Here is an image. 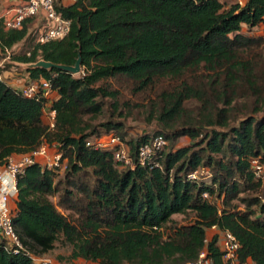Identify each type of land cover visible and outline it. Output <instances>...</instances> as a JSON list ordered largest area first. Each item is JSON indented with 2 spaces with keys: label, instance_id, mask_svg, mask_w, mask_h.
<instances>
[{
  "label": "trees",
  "instance_id": "1",
  "mask_svg": "<svg viewBox=\"0 0 264 264\" xmlns=\"http://www.w3.org/2000/svg\"><path fill=\"white\" fill-rule=\"evenodd\" d=\"M229 1L77 0L56 6L70 30L44 44L34 43L33 19L0 29V56L33 40L6 66L73 65L79 50L82 57L79 76L23 69L26 81H49L56 91L53 128L42 118L43 97L0 79V165L42 143L57 145L66 161L61 172L31 165L18 177L13 221L27 249L15 253L0 241V264H36L30 252L47 254L57 242L70 247L69 262L188 264L206 250L221 264L225 231L237 238L240 261L264 264V177L251 166L264 164V34L241 32L264 24V0ZM107 103L118 116L144 109L156 130L126 138L113 118L95 127L88 118ZM106 133L132 155L157 135L169 143L131 169L86 145ZM181 136L189 142L176 146Z\"/></svg>",
  "mask_w": 264,
  "mask_h": 264
},
{
  "label": "built area",
  "instance_id": "2",
  "mask_svg": "<svg viewBox=\"0 0 264 264\" xmlns=\"http://www.w3.org/2000/svg\"><path fill=\"white\" fill-rule=\"evenodd\" d=\"M77 0H0V29L2 31L21 29L24 22L33 19L37 27L34 43L44 44L52 40L64 38L70 30V20L63 17L57 11V5H68ZM11 48H6L5 54L0 59V79L14 83L26 97L41 96L45 103L42 118L44 123L53 128L55 124V110L51 105L57 93L49 81L30 80L26 81L23 67L20 64L11 63ZM29 55V52H27ZM87 146L97 149L109 150L113 159L122 167L134 169L137 165H145L147 161L157 152L163 150L167 140L163 135H157L143 143L132 155L129 147L122 138L114 133H106L93 136L86 142ZM66 161L62 159V153L57 145L42 143L35 149L21 154H13L5 159L0 165V241L13 252L26 250L20 234L13 221L17 195V180L25 169L31 165H39L42 169L57 170L61 172L65 168ZM255 176L264 177V164L258 159L251 161ZM197 172L191 173L195 177ZM211 229H216L213 226ZM221 264H254L251 259L239 260V242L230 232L225 231L219 237ZM31 253L35 260V255ZM50 262L49 260H47ZM51 263V262H50ZM188 264H214L206 250H202L196 260Z\"/></svg>",
  "mask_w": 264,
  "mask_h": 264
},
{
  "label": "rangeland",
  "instance_id": "3",
  "mask_svg": "<svg viewBox=\"0 0 264 264\" xmlns=\"http://www.w3.org/2000/svg\"><path fill=\"white\" fill-rule=\"evenodd\" d=\"M230 1H238V0H230ZM245 2L246 0H242V4H244ZM241 32L247 35H255V36L263 35L264 34V24H261L253 28H250L246 25H242ZM32 42H33L32 39L27 38L26 40H23L15 44L14 46L11 47V50H10L11 56L13 57L14 55H17V54L22 53L23 51H26L28 46H30ZM4 54L2 53L0 57H3ZM81 74L82 72L74 76H79ZM121 111L123 113V115L121 116H118L116 112L114 115H112V109L109 107V103H107L105 104L104 112L101 115H99L96 118H88V117L87 118L88 120L92 122V124L95 127H98L101 123L107 121L109 118H113L114 120L116 119L117 121L122 122L124 125V130L126 131V138L135 137L137 135L139 136L143 133L152 134L154 130H156L155 123L150 122L148 120L147 112L144 111V109H133L131 112H129L128 110H125L122 108ZM188 142H189L188 137L181 136L176 140L175 143H176V146H184V145H187ZM196 175L201 176V175H205V173L201 174V172H197ZM61 176L62 175L59 174V177ZM53 201L55 202L56 199L53 198ZM240 205L241 204H239V206ZM172 218L180 224H183L189 221L188 217L184 215H180V214H174ZM215 232L216 231H208L207 233L208 238H212ZM69 252H70L69 246H63L62 244L57 242L55 248L47 254L39 255L37 252L34 253L36 257L34 261L36 264L50 263V262H52V264H69L70 262L67 260V256ZM47 260H50V262H48ZM71 263L74 264L72 261ZM76 263L77 264H92L93 262L79 260V262H76Z\"/></svg>",
  "mask_w": 264,
  "mask_h": 264
},
{
  "label": "water",
  "instance_id": "4",
  "mask_svg": "<svg viewBox=\"0 0 264 264\" xmlns=\"http://www.w3.org/2000/svg\"><path fill=\"white\" fill-rule=\"evenodd\" d=\"M20 66L26 70L37 69V68L50 70L55 68L61 71L68 72L72 75H77L82 72V57L79 50L77 59L73 65L59 64V63H54L51 61L40 59L36 62L20 63Z\"/></svg>",
  "mask_w": 264,
  "mask_h": 264
},
{
  "label": "crops",
  "instance_id": "5",
  "mask_svg": "<svg viewBox=\"0 0 264 264\" xmlns=\"http://www.w3.org/2000/svg\"><path fill=\"white\" fill-rule=\"evenodd\" d=\"M238 2L240 3V4H242V0H238ZM9 83V82H8ZM9 84H11V85H13L14 86V83H9ZM209 231H216V229H210ZM79 260H81V259H78V260H74V261H72L74 264L76 263V262H79ZM50 261V260H49ZM87 262H89V261H87ZM52 263V262H51ZM69 264H72L71 262L69 263ZM77 264V263H76ZM92 264H95V263H92Z\"/></svg>",
  "mask_w": 264,
  "mask_h": 264
}]
</instances>
